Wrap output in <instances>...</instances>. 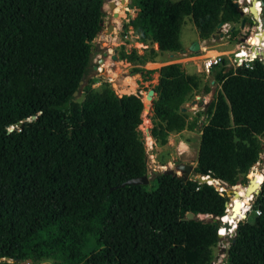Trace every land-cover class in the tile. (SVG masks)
I'll return each instance as SVG.
<instances>
[{
  "label": "trees",
  "instance_id": "1",
  "mask_svg": "<svg viewBox=\"0 0 264 264\" xmlns=\"http://www.w3.org/2000/svg\"><path fill=\"white\" fill-rule=\"evenodd\" d=\"M258 1L264 19V0ZM102 4L0 0V264L32 256L51 264H209L222 234L212 218H225L228 196L196 178L209 176L233 187L258 162L264 60L231 68L220 59L213 77L218 90L205 108L192 179L161 173L153 176V188H119L147 172L138 129L144 103L139 95L118 96L107 85L91 88L93 78L86 81ZM128 5L137 12L124 28L138 43L156 46L148 55L119 53V61L134 65L179 52L185 17L201 41L218 24L247 20L232 0ZM229 34L238 37L233 28ZM253 36L242 37L241 44L255 45ZM135 70L146 81L157 73L151 139L163 145L168 134L191 130L193 122L181 107L199 88V78L178 63ZM80 81L86 84L76 101L72 93ZM253 196L256 214L237 222L225 264H264V180ZM188 212L194 218L182 220ZM197 215L211 219L202 222Z\"/></svg>",
  "mask_w": 264,
  "mask_h": 264
},
{
  "label": "rangeland",
  "instance_id": "2",
  "mask_svg": "<svg viewBox=\"0 0 264 264\" xmlns=\"http://www.w3.org/2000/svg\"><path fill=\"white\" fill-rule=\"evenodd\" d=\"M110 1H114L119 8L117 11H114V8L111 9L107 6V0H103L102 10L104 14L101 30L90 43V61L89 69L86 73V81L92 78L94 79L91 88L107 85L118 96L134 94L139 95L140 100L143 98L142 101L147 108L145 112H143L144 107L142 106L140 114L141 123L138 129L143 139L146 173L149 174L146 186L153 188L154 182L152 178L155 176L153 175V171H159L157 175L167 170L179 174V172L174 169L172 164L173 161L191 167L195 165L199 143V131L206 116L205 108L208 102L214 99L216 91L218 90V86L213 81L214 73L221 67V64H216L214 65L215 67L210 68L206 73L201 70L202 62H204V59L201 58L208 56V59H211L220 56V58L226 60V67L235 68V66H232L229 62L231 60L229 54L235 51H240L241 53V51L244 50V45L241 44L242 37L251 36L254 33V23L250 22L252 18H248V14H243L247 17L243 27H240V24H229V28L226 26L221 27V25L220 27H216L215 31L207 40L201 41L197 38L189 18L185 17L183 18L180 28L179 43L181 45V50L179 52L174 54H157L153 58L154 62L134 65L125 61H119V53L123 52L129 54L134 51L138 56L148 55L149 49L152 48L155 50L156 46L138 43L130 28H124L126 22L132 19L137 12L136 9L129 7V0ZM256 2L258 3V0H235L239 9H246L255 19L257 16L253 14L252 6H254ZM258 8L260 10V7ZM258 19L262 20L261 16H259ZM108 24H110L112 28L109 32H106V26ZM231 28H233L238 35L236 38H238L239 43L236 47H233L234 45L231 43L232 38L229 34ZM225 30L226 34H223ZM262 36L263 32L260 30L259 35L257 34L255 37V39H257L255 46L259 44ZM234 40L235 39L232 41ZM195 41H198L201 51L199 50L198 53H191L188 48L191 43ZM224 48H227L228 51H224ZM248 48L249 49H245V51H249L250 53V48L252 47ZM210 49L215 51H210ZM247 60L248 58L246 61ZM173 63L180 64L185 73L196 75L200 80L199 88L190 94L181 107V110L186 114L187 121L193 122V128L191 130L184 129L178 133H170L166 137V142L163 145H159L149 136V129L151 127L150 119L152 116L151 102L155 99V94L153 93L147 101L145 99L147 92L150 90L152 91L153 86L156 85L157 73L149 74L148 80L146 81L143 74L136 72L135 69L153 70L162 65ZM85 84V81H82L76 95L73 97L76 101H81L83 97L82 87ZM204 89H207L208 92L204 93ZM200 99L203 104L197 106ZM258 139L261 142V150L255 158V161L257 160L258 162H253V164H255L250 168L247 177L244 175L239 177L238 185L233 187L225 185L224 187L225 189H231L232 195L228 197L229 206L227 210H225V218L223 220L217 218L218 220L216 222L218 224L220 220L221 223H227L228 227L224 228L222 225H217L218 233L219 229H221L222 234L219 235L216 231L220 236V240L212 249V261L209 264H225V250L228 247L229 240L234 235L237 222L247 221L252 217L253 213L256 214L252 208L254 200L252 191L264 180V136H260ZM188 179H192V172L188 176ZM234 187H236L237 190H234ZM233 191L235 193H241L242 196L239 197L238 194L234 195ZM233 205H235V207L232 209ZM195 219L208 222L211 218L207 215H197ZM3 263L51 264V261L32 256V258L23 262L12 263L11 260H3Z\"/></svg>",
  "mask_w": 264,
  "mask_h": 264
},
{
  "label": "water",
  "instance_id": "3",
  "mask_svg": "<svg viewBox=\"0 0 264 264\" xmlns=\"http://www.w3.org/2000/svg\"><path fill=\"white\" fill-rule=\"evenodd\" d=\"M232 1H233V3L237 6V4L235 3V0H232ZM258 2H259V4H260V6H261L262 3H261L260 1H258ZM111 3H112V1L107 0V5H108V7H111ZM249 14H250V13H249ZM250 15H251V14H250ZM251 16H252V15H251ZM253 22H254V21H253ZM221 25H222V24H218L217 27H220ZM240 27H243V21H241V23H240ZM109 28H112V26H111L110 24H108V25L106 26V31H108ZM234 41H235V40H234ZM188 50H189L191 53H198L199 50H200V46H199L198 41L192 42L191 45L189 46ZM260 56H261V54H260ZM253 58H255V56H254ZM253 58L251 57V59H253ZM233 59H234V61H235L236 63H238L237 57H233ZM261 59L264 60V57L261 56ZM263 70H264V66H263ZM81 84H82V81H80V82L78 83L77 90L79 89V87L81 86ZM77 90H76L75 92L72 93V96H73V97L76 95ZM152 94H153V92H152L151 90L148 91L147 94H146V99H150V97H151ZM202 104H203V102H202V100L200 99V100L198 101V103H197V106H200V105H202ZM11 129H12V128H10L9 130H11ZM172 164H173V166H174L175 171H178L179 174H177L176 172H172L171 170L163 171L162 173H165V174H171V175L177 177L178 179H180L181 181H186V180H188V176L191 174L193 167H191V166H189V165H184V164L178 163L177 161H173ZM158 173H159V171H153V175H157ZM148 176H149V174L146 173V174H145L144 176H142V177L129 179V180L123 182L122 184H120V185H119V188H121V187H123V186H125V185H146L147 182H148ZM196 180H197L198 183H205V184H207V185H210V186L213 188V190H214L215 192H218L219 195L222 196V194H221V193H223L222 190L225 189V188H224V187H225V184H224L223 182H220V181H218V180H214V179H212V178L209 177V176H198V177L196 178ZM260 184H261V183H260ZM260 184L256 187L255 190L252 191L253 193H255V192L258 190V188L260 187ZM115 188H116V187H112V188H110V190H114ZM224 206L226 207L225 204H224ZM234 207H235V205H233L232 209H233ZM193 218H194V216H193L191 213L188 212V213H186V214L184 215V218H183L182 220H192ZM217 220H218L217 218H212V223H214V222L217 221ZM218 225H220V226L222 225L224 228H227V227H228V224H227V223H220V221L218 222ZM6 260H7V259H6ZM11 262H12V263H18V259H17L16 257H12V258H11Z\"/></svg>",
  "mask_w": 264,
  "mask_h": 264
},
{
  "label": "built area",
  "instance_id": "4",
  "mask_svg": "<svg viewBox=\"0 0 264 264\" xmlns=\"http://www.w3.org/2000/svg\"><path fill=\"white\" fill-rule=\"evenodd\" d=\"M257 3V2H256ZM258 4V7H261L260 6V4H259V2L257 3ZM239 9V8H238ZM240 11H241V13L242 14H248V17L249 18H252V23H254L253 24V26H254V29H255V31H254V35H256V34H259V30H261V32H263V36H262V38H261V41L259 42V44L258 45H256L255 47L256 48H263L264 49V19H262V20H260V19H258V17L260 16V10L258 11V17H257V19H255V18H253L249 13H248V11L246 10V9H244V8H242V9H239ZM254 21V22H253ZM263 23V24H262ZM224 26H226V27H228L229 28V24H227V23H225V24H222V26L221 27H224ZM223 34H226V30H225V32L223 33ZM237 38H235V40H236ZM231 42H233L232 40H231ZM249 46L248 45H244V52H245V58L247 59L248 58V60L246 61V59L245 58H243V60L242 61H238V63H236L235 61H234V59H233V57H238L239 56V54H240V51L238 52V51H235V52H233V53H230L229 55L231 56V60L229 61L230 62V64L232 65V66H235V67H237V66H240V65H242V64H244L245 66H246V64L251 60V57L253 58L254 56H255V58H257L258 60H262L261 59V56H260V53L258 52V53H249V51H245V49L246 50H248L249 48H248ZM228 55V56H229ZM205 59H207V60H205ZM204 59V62H202V68H201V70L202 71H204V72H208V70L212 67V66H214V65H216V64H219L220 63V56H217V57H215V58H211V59H208V58H205ZM225 210H226V208H225Z\"/></svg>",
  "mask_w": 264,
  "mask_h": 264
},
{
  "label": "bare ground",
  "instance_id": "5",
  "mask_svg": "<svg viewBox=\"0 0 264 264\" xmlns=\"http://www.w3.org/2000/svg\"><path fill=\"white\" fill-rule=\"evenodd\" d=\"M118 2V1H117ZM108 6V5H107ZM258 6V4L256 3V5L254 6V9L256 10V12L258 13V10H259V8L257 7ZM111 9H115L114 11H117L118 10V6L115 4V2L114 1H112V3H111V7H110ZM263 11V10H262ZM264 16V15H263ZM111 30V28H109V30L108 31H106V32H109ZM260 33V32H259ZM257 35V34H256ZM256 35H254L253 36V39L256 41L257 39H255V36ZM259 35V34H258ZM250 47H252V48H250V50H251V52H252V54L253 53H260L261 54V56L262 57H264V49L263 48H256L255 47V45H252V46H250ZM200 51H201V48H200ZM245 52H244V50H242L241 51V53L239 54V56L237 57V60H239V61H242L243 60V58H245ZM217 57V56H216ZM205 58H208V56H204L203 58H201V59H205ZM215 58V57H214ZM246 59V58H245ZM145 99H146V97H145ZM146 101H147V99H146ZM147 108V106L146 105H144V110H143V112H145V109ZM234 190L236 189V187H234L233 188ZM237 190V189H236ZM222 191H225L226 192V195L229 197V196H231L232 195V191H231V189H224V190H222ZM234 192V191H233ZM235 194H238L239 195V197H241L242 196V194L241 193H235L234 192V195ZM226 205V208H228V206H229V204L228 203H226L225 204ZM245 210V209H244ZM220 221V220H219ZM221 223V222H220Z\"/></svg>",
  "mask_w": 264,
  "mask_h": 264
},
{
  "label": "crops",
  "instance_id": "6",
  "mask_svg": "<svg viewBox=\"0 0 264 264\" xmlns=\"http://www.w3.org/2000/svg\"><path fill=\"white\" fill-rule=\"evenodd\" d=\"M231 43H233V45H234L233 47H236L238 45V42H235V41H233ZM210 51H215V50L210 49ZM224 51H228L227 48H224Z\"/></svg>",
  "mask_w": 264,
  "mask_h": 264
},
{
  "label": "flooded vegetation",
  "instance_id": "7",
  "mask_svg": "<svg viewBox=\"0 0 264 264\" xmlns=\"http://www.w3.org/2000/svg\"><path fill=\"white\" fill-rule=\"evenodd\" d=\"M255 5H256V3H255ZM254 5V6H255ZM254 6H252V11H253V14L255 15V16H257L258 17V13L256 12V10L254 9ZM253 17V16H252ZM257 17H256V19H257ZM254 18V17H253ZM260 31V30H259Z\"/></svg>",
  "mask_w": 264,
  "mask_h": 264
},
{
  "label": "clouds",
  "instance_id": "8",
  "mask_svg": "<svg viewBox=\"0 0 264 264\" xmlns=\"http://www.w3.org/2000/svg\"><path fill=\"white\" fill-rule=\"evenodd\" d=\"M217 233H218V231H217ZM219 234V233H218Z\"/></svg>",
  "mask_w": 264,
  "mask_h": 264
}]
</instances>
